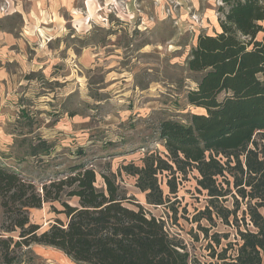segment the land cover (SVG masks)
I'll return each mask as SVG.
<instances>
[{"label":"rangeland","instance_id":"obj_1","mask_svg":"<svg viewBox=\"0 0 264 264\" xmlns=\"http://www.w3.org/2000/svg\"><path fill=\"white\" fill-rule=\"evenodd\" d=\"M228 10L224 0H0V166L39 190L80 164L95 170L99 189L102 177L114 174L133 203L127 205L163 221L191 264H232L241 244L235 229L195 222L208 205L196 172L170 204L156 207L124 171L143 167L148 153L166 157L162 121L186 123L189 114L206 113L187 104L197 84L186 63L200 37L221 32ZM42 118L57 148L33 157L41 142L32 129ZM160 183L169 195L167 174ZM61 210L47 203L31 220L47 231L66 222ZM3 223L0 205V234ZM35 246L20 252V264H47Z\"/></svg>","mask_w":264,"mask_h":264},{"label":"trees","instance_id":"obj_2","mask_svg":"<svg viewBox=\"0 0 264 264\" xmlns=\"http://www.w3.org/2000/svg\"><path fill=\"white\" fill-rule=\"evenodd\" d=\"M224 3L229 10L221 32L200 37L186 63L197 84L187 93V104L206 113L189 114L186 123L162 121L159 139L166 157L148 153L143 167L131 164L124 171L156 207L170 204L180 182L196 172L208 205L195 222L219 220L235 229L241 244L232 264H264V0ZM49 149L41 141L32 156ZM163 174L169 195L161 188ZM102 178L105 188L99 189L95 170L80 164L39 190L0 166V264H20V252L34 245L61 251L77 264H191L186 247L163 221L139 204L130 208L114 174ZM47 203H60L67 220L41 233L30 210Z\"/></svg>","mask_w":264,"mask_h":264},{"label":"crops","instance_id":"obj_3","mask_svg":"<svg viewBox=\"0 0 264 264\" xmlns=\"http://www.w3.org/2000/svg\"><path fill=\"white\" fill-rule=\"evenodd\" d=\"M70 117H75V116L71 115ZM26 119L29 120L28 118H26ZM48 122L49 121L47 120V118H42V120L39 121V125L35 129H32V130L35 131L36 134H40V135H38L40 138L39 142L43 141V142L47 143L48 145H50V143L52 142V139H51L52 135L50 133H48V131H47ZM58 124L59 123H57L56 126H52L53 132H55L54 130H57L55 128H58V126H57ZM30 133H32V131ZM71 133L72 134L74 133L73 127L71 128ZM89 141L92 142L91 140H89ZM53 145L54 144H52V146L50 145V149H49L50 153L55 151L57 148V146L53 147ZM35 211H39V210H36V209L30 210V215L32 214L31 212H35ZM31 222L33 224L41 226V230H43V232L46 231L45 227L42 229L43 225L39 221L33 222L31 220ZM53 224H55V223H53ZM33 250L36 252L37 257L41 258V260H43L47 264H77V263L73 262L72 260H70L64 253H62L61 251H58L54 248L36 245ZM47 252L48 253L50 252V254L48 255Z\"/></svg>","mask_w":264,"mask_h":264}]
</instances>
